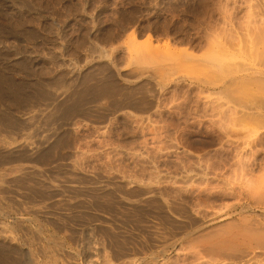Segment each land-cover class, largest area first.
<instances>
[{"label": "rangeland", "instance_id": "374dc122", "mask_svg": "<svg viewBox=\"0 0 264 264\" xmlns=\"http://www.w3.org/2000/svg\"><path fill=\"white\" fill-rule=\"evenodd\" d=\"M45 106L42 145L2 149L37 131L24 117ZM255 111L264 0H0V168L31 162L91 186L59 221L0 217V264H20L3 238L21 221L59 243L54 264H264L238 255L240 229L264 226V131L230 120ZM12 185L24 203L50 195L32 177Z\"/></svg>", "mask_w": 264, "mask_h": 264}, {"label": "bare ground", "instance_id": "6f19581e", "mask_svg": "<svg viewBox=\"0 0 264 264\" xmlns=\"http://www.w3.org/2000/svg\"><path fill=\"white\" fill-rule=\"evenodd\" d=\"M218 87L219 84H213ZM57 97L63 95L62 92L56 94ZM49 109L48 106L38 109L36 111L28 112L24 120L27 124L32 127H37L36 132L27 131L22 133L21 144H1L2 149L14 151L17 149H25L26 151L33 153L40 145V143L46 140V135L50 132V129H46L44 126H39L40 120L44 118ZM233 127H236L239 123H244L255 127L258 130L264 131V113L261 111H255L250 113H235L231 118ZM257 142H263V139H257ZM264 145V144H259ZM242 151L238 153L237 166L240 172L251 171L253 161L251 158L254 154H250L249 157H240ZM67 168L70 172L76 173L79 171L78 164L76 161H70L67 164ZM32 177L35 178L39 183L40 187L43 188L49 195L45 200H37L29 203H24L21 200L22 193L19 188L12 185L13 180ZM91 186H83L81 183L73 179L72 177L56 178L46 176L44 169L37 167L31 162L25 164L8 166L0 168V217H12L18 215H30L35 218L47 221L55 222L59 221L61 216L66 215V210L69 206L76 204L81 200L79 194L80 190H88ZM101 192L108 189V184L105 181H96L94 186ZM2 192L10 193L16 199V203H11L10 196L1 195ZM120 200L125 205L133 203L132 200L120 197ZM22 222V221H21ZM19 222V228L21 235H14L4 237L3 241L12 244L20 253V264H39L38 257L47 259L53 264L56 263L57 257L66 256L65 253L59 246L58 242H53L55 249L49 250L43 247L42 242L45 238L41 235V232H32L23 223ZM152 234L155 237V243L157 247H162L168 244V240L161 236V232L151 225L149 226ZM240 236L244 241L247 242L246 248L240 250L238 255L240 257H249L254 254V250L257 252L264 253V226H256L250 228L244 226L240 229ZM222 242L224 240H221ZM3 248L0 247V252ZM67 264H75V262L67 261Z\"/></svg>", "mask_w": 264, "mask_h": 264}]
</instances>
